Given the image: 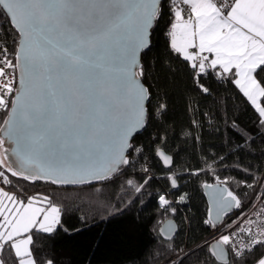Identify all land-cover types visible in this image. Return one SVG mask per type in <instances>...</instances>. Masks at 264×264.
<instances>
[{"label": "snow or ice", "instance_id": "obj_1", "mask_svg": "<svg viewBox=\"0 0 264 264\" xmlns=\"http://www.w3.org/2000/svg\"><path fill=\"white\" fill-rule=\"evenodd\" d=\"M165 17L160 72L172 73L179 62L202 97L211 96L206 81L227 82L264 131V0H0V109L12 114L0 124V264H55L39 244L57 231L59 208L43 193L15 189L11 178L115 181L134 157L144 158L137 136L169 110L167 94L145 85L143 63ZM159 127L163 135L148 150L170 169L168 129ZM169 186L178 187L174 176ZM203 188L211 227L220 219L217 208L227 216L226 208L241 207L227 180L214 176ZM159 205L175 211L166 195ZM245 219V227L241 221L228 232L217 228L208 245L212 264H264V252L256 255L264 239L253 228L264 235V211Z\"/></svg>", "mask_w": 264, "mask_h": 264}, {"label": "trees", "instance_id": "obj_2", "mask_svg": "<svg viewBox=\"0 0 264 264\" xmlns=\"http://www.w3.org/2000/svg\"><path fill=\"white\" fill-rule=\"evenodd\" d=\"M166 23L167 17L161 21L160 30L153 32L152 50L143 57L148 73L145 85H151L154 93H166L169 103L167 117L149 123L136 138L135 143L146 149L144 158L134 157L133 166L124 169L115 181L77 188L11 178L15 189L43 193L59 208L57 231L39 244L55 264H212L208 255L211 243L197 245L212 228L205 223L209 211L203 184L214 183V176L227 180L241 207L256 189L255 196L264 195V131H258L254 112L227 82L206 81L211 96L202 97L192 90L179 62L172 63V73L160 72L157 61L165 59ZM0 35L4 33L0 31ZM11 44L9 39L10 51ZM7 113L0 109V124ZM160 123L168 129L171 170L162 169L148 150L157 133L163 135ZM196 169L204 171L199 176L191 174ZM173 176L178 185L175 190L169 186ZM166 191L172 198L186 194L188 203L171 204L175 211H165L157 201ZM169 218L177 223L178 232L172 241L164 243L158 229ZM194 245L186 255L172 260L183 247ZM261 252L264 248L256 255Z\"/></svg>", "mask_w": 264, "mask_h": 264}, {"label": "built area", "instance_id": "obj_3", "mask_svg": "<svg viewBox=\"0 0 264 264\" xmlns=\"http://www.w3.org/2000/svg\"><path fill=\"white\" fill-rule=\"evenodd\" d=\"M257 189L254 191L251 199L245 204L243 205V207L239 208L238 210L235 209L234 211H232V213L228 214L227 216L224 215L221 223L217 225V228H219L220 232H228L230 231L232 228L235 227V225L237 223H241V221H243V223H241V227H245L247 225V220L245 219V217L248 218V220L251 219H258V214L261 211H264V195H256ZM162 195H166V198L169 199V201L171 202V204L175 205V206H180V205H185L188 203L187 201V195L186 194H181L180 196H177L176 198H172L170 196V194L168 193V191H166L164 194ZM181 196H183V200H181ZM158 204H159V199H158ZM160 208H163L162 206L159 205ZM226 220H231L232 223H230L227 227L224 226L223 221ZM217 228H211L209 234L202 239L198 244H201V242H206V243H211L212 241H215L213 239L214 234L217 233ZM254 230L256 231V239H264V235H261V232L259 229L255 228V225L253 226ZM218 238V236H217ZM197 245L186 247V249H193V247H196ZM176 256L172 257V259H175Z\"/></svg>", "mask_w": 264, "mask_h": 264}, {"label": "water", "instance_id": "obj_4", "mask_svg": "<svg viewBox=\"0 0 264 264\" xmlns=\"http://www.w3.org/2000/svg\"><path fill=\"white\" fill-rule=\"evenodd\" d=\"M11 111H8L7 115H6V118L4 119V121L6 120H10L11 119ZM6 139V138H5ZM6 147H8V144H7V140H6ZM9 155H11V149L9 148ZM13 159H15L13 157ZM102 162V161H101ZM159 164L161 165L162 169H165V170H171V168L169 169L168 166H163L162 165V162L158 161ZM19 162L17 161V164ZM173 165V164H172ZM99 183V182H104V181H93L91 184L93 183ZM83 184H88V183H82V184H68V185H62L64 187L68 186V187H72V188H77ZM221 188L224 187V185H220ZM176 189V188H175ZM174 188H172V190H175ZM203 189V193H204V196H205V200H207V204H208V211L212 208V205H211V202H210V198L208 197V195L206 194V191L205 189L202 187ZM234 208H226L225 211L228 212V214L232 213V211ZM217 211L220 212V219L219 220H215L214 219V223H216V225L220 224L221 223V220L224 216V211H221L219 208H217ZM215 216V213H213V217ZM177 232H178V226H177V223L174 222L173 219L169 218L167 219L165 222L162 223V225L159 227L158 229V235L160 236L161 240L164 242V243H168L170 241H172L176 236H177ZM215 241H212L211 244H214ZM217 259H220V257H217Z\"/></svg>", "mask_w": 264, "mask_h": 264}, {"label": "rangeland", "instance_id": "obj_5", "mask_svg": "<svg viewBox=\"0 0 264 264\" xmlns=\"http://www.w3.org/2000/svg\"><path fill=\"white\" fill-rule=\"evenodd\" d=\"M0 158H2V157H0ZM59 225H57V226H59ZM198 245H200V244H198ZM188 252H190V250L189 249H186V247H183V249H181L178 254L173 255V257L176 256V258L175 259H172V260L173 261H176L180 257H183L184 255H186Z\"/></svg>", "mask_w": 264, "mask_h": 264}, {"label": "bare ground", "instance_id": "obj_6", "mask_svg": "<svg viewBox=\"0 0 264 264\" xmlns=\"http://www.w3.org/2000/svg\"><path fill=\"white\" fill-rule=\"evenodd\" d=\"M233 210H235V208Z\"/></svg>", "mask_w": 264, "mask_h": 264}]
</instances>
